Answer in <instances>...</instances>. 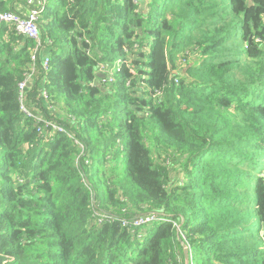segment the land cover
<instances>
[{
  "label": "trees",
  "instance_id": "obj_1",
  "mask_svg": "<svg viewBox=\"0 0 264 264\" xmlns=\"http://www.w3.org/2000/svg\"><path fill=\"white\" fill-rule=\"evenodd\" d=\"M37 26L43 122L0 25V264H264V0H46Z\"/></svg>",
  "mask_w": 264,
  "mask_h": 264
},
{
  "label": "built area",
  "instance_id": "obj_2",
  "mask_svg": "<svg viewBox=\"0 0 264 264\" xmlns=\"http://www.w3.org/2000/svg\"><path fill=\"white\" fill-rule=\"evenodd\" d=\"M46 4V0H25L24 8L25 11L23 13L18 12H0V25L1 24H9L14 28V31L33 42V48L31 49L30 53V60L31 64L27 69L26 73L24 74V78L18 83V93H19V107L20 112L26 118H34L39 122H43V118L40 115L35 114L36 111L33 108H29L26 103V90L31 84L33 77L37 74V61L41 60V65L43 70L48 71L50 59L47 55H42L43 47L42 42L40 39L39 28L37 26L40 14L42 12L43 7ZM116 69V65H114L110 69H106L104 65L99 66V73H106L109 75V82H111V77ZM106 76L104 75V78ZM41 97L46 100L48 98L47 93L42 90L40 91ZM51 108V107H49ZM52 109V108H51ZM69 118H71L69 116ZM72 119V118H71ZM50 125L53 130L59 133H66L63 127H60L58 124H48ZM77 145H79L76 142ZM80 146V145H79ZM107 223H111L114 220L105 215H101ZM102 220H97V222H101ZM155 222L165 223L167 219L162 218L159 215L155 214H145L139 217H136L131 221V225L133 227H143L150 225ZM123 225H127V222H123ZM130 228V227H128ZM191 264V263H190Z\"/></svg>",
  "mask_w": 264,
  "mask_h": 264
},
{
  "label": "rangeland",
  "instance_id": "obj_3",
  "mask_svg": "<svg viewBox=\"0 0 264 264\" xmlns=\"http://www.w3.org/2000/svg\"><path fill=\"white\" fill-rule=\"evenodd\" d=\"M192 61V60H191ZM171 164V162L167 165L168 167H170L171 166V168L170 169H172L173 168V166L172 165H170ZM156 225H158V222H155V223H152V224H150V225H148V226H145L144 228H142V230H144V231H154L155 230V227H156Z\"/></svg>",
  "mask_w": 264,
  "mask_h": 264
},
{
  "label": "water",
  "instance_id": "obj_4",
  "mask_svg": "<svg viewBox=\"0 0 264 264\" xmlns=\"http://www.w3.org/2000/svg\"><path fill=\"white\" fill-rule=\"evenodd\" d=\"M101 77L104 78V75H102ZM183 256H184V264H189V252L187 247L183 249Z\"/></svg>",
  "mask_w": 264,
  "mask_h": 264
},
{
  "label": "crops",
  "instance_id": "obj_5",
  "mask_svg": "<svg viewBox=\"0 0 264 264\" xmlns=\"http://www.w3.org/2000/svg\"><path fill=\"white\" fill-rule=\"evenodd\" d=\"M18 12H21L23 13L25 11V8H24V5H20L18 8H17ZM42 55H45V52L44 50L42 51Z\"/></svg>",
  "mask_w": 264,
  "mask_h": 264
}]
</instances>
